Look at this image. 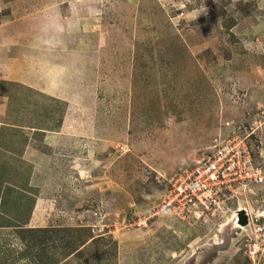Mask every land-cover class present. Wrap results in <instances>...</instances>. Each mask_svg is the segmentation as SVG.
Segmentation results:
<instances>
[{
    "label": "rangeland",
    "instance_id": "obj_1",
    "mask_svg": "<svg viewBox=\"0 0 264 264\" xmlns=\"http://www.w3.org/2000/svg\"><path fill=\"white\" fill-rule=\"evenodd\" d=\"M234 134L264 171V0H0V264H264V184L171 203Z\"/></svg>",
    "mask_w": 264,
    "mask_h": 264
},
{
    "label": "built area",
    "instance_id": "obj_2",
    "mask_svg": "<svg viewBox=\"0 0 264 264\" xmlns=\"http://www.w3.org/2000/svg\"><path fill=\"white\" fill-rule=\"evenodd\" d=\"M170 184L174 194L171 203L176 202L182 209L196 210L210 205L213 198L225 190L232 192L264 184V171L254 162L246 140L234 134L215 139L212 154L193 172L176 175ZM245 229L250 231V241L255 238L252 247L256 261L258 253H264V226L250 221Z\"/></svg>",
    "mask_w": 264,
    "mask_h": 264
},
{
    "label": "trees",
    "instance_id": "obj_3",
    "mask_svg": "<svg viewBox=\"0 0 264 264\" xmlns=\"http://www.w3.org/2000/svg\"><path fill=\"white\" fill-rule=\"evenodd\" d=\"M35 232H37V233H39V232H41V233H45L44 235H42L40 238H42V239H44V238H46V236L48 235V232L47 231H42V230H34ZM31 233H34L33 231H31ZM34 242L36 243L37 242V240H34ZM44 243V242H43ZM43 243L41 244V245H43ZM33 256V258L34 259H36L38 262H36V264H46V262H44L43 261V257L44 256H46V254H45V252H44V250L43 251H41L40 252V254H37V255H35L34 253H33V251L32 250H28L27 251V256ZM38 258V259H37ZM41 259V260H40Z\"/></svg>",
    "mask_w": 264,
    "mask_h": 264
},
{
    "label": "water",
    "instance_id": "obj_4",
    "mask_svg": "<svg viewBox=\"0 0 264 264\" xmlns=\"http://www.w3.org/2000/svg\"><path fill=\"white\" fill-rule=\"evenodd\" d=\"M245 221V220H244ZM244 226H246L247 225V222L245 221V224H243Z\"/></svg>",
    "mask_w": 264,
    "mask_h": 264
}]
</instances>
